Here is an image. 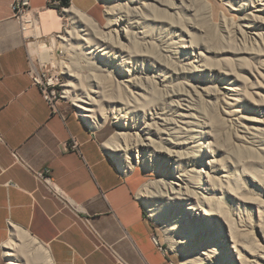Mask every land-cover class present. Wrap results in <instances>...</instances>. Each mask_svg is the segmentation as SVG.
Wrapping results in <instances>:
<instances>
[{
	"label": "rangeland",
	"instance_id": "rangeland-1",
	"mask_svg": "<svg viewBox=\"0 0 264 264\" xmlns=\"http://www.w3.org/2000/svg\"><path fill=\"white\" fill-rule=\"evenodd\" d=\"M95 1V14L79 11L71 3L66 7L61 4L57 7L49 6L42 11L50 16L42 26L44 37L41 40L48 46L49 36L54 37L56 41L55 50L48 61L31 52L30 46L26 47L30 59L40 72L52 77L55 84L50 91H54L53 101L58 110L77 117L93 134L121 175L127 176L134 170L143 175L145 185L138 199L149 215L157 243L166 251L173 264H186L194 247L188 240L179 239L182 232L174 235L167 228L174 210L165 206L159 199L155 200L159 207H153L155 203H152L150 195L155 194L164 181L166 173L160 172L159 168H163L165 165L162 164L169 158H165V152L158 149L160 146L165 147L163 143L159 145L156 135L158 128L149 125L152 114L159 116V119L168 118L171 107L177 110L181 107L185 115L186 111H190L195 116L201 132L195 143H201L198 150L202 151V158L206 160L208 157L215 162L213 172L217 169L222 175H227L226 179L216 180L215 186H209L207 183V187L211 189L207 195L208 201L222 206L225 217L228 216L243 235L257 240V249L245 254L242 261L243 264H253L252 260L262 255L260 249L264 248V53L251 51L249 44L243 48L242 43L225 36L221 23L223 16L233 23L237 20V14L224 0H183L185 8L175 13L165 7L171 0H145L154 7L158 5L156 3H162L158 8L162 14H147L148 19L138 29L129 27L125 33L116 31L108 34V38L106 33L110 31L109 12L116 17L123 8L129 6L130 0ZM134 1L138 5L141 0ZM205 3L209 5L210 15ZM67 11L81 13L82 18L88 19L91 33L104 34L105 40L112 45L111 59L97 61L95 66L92 65L93 61L86 60L81 55L83 51L77 47L73 46L69 51L64 49L63 42L58 38L62 34L53 32L57 31L58 27H61L63 32L78 30ZM40 15V12H37L34 18L37 20ZM178 27L183 28L192 38L191 48L180 47L179 40L188 41L189 38L184 34L180 35L177 32ZM28 33L31 35V32ZM240 48L245 49L242 50L245 52L239 53ZM51 58H54L55 67H51L49 63ZM108 60L109 67L102 65ZM196 61L201 64L197 72L192 70V67L197 65ZM64 64L76 65L77 72L81 74L87 86H94V81L100 79L109 97H113L119 87L125 100L135 102V109L132 108L134 111H131V115H127L125 120L109 119L102 128L89 126L76 112L73 101L64 98L63 86L69 78L64 73ZM229 95H233L234 102L228 99ZM120 122L127 123V126L145 125L150 130L152 144L147 149L136 148L130 161H120L105 149V144L117 132L122 131ZM137 153L140 159H136ZM180 166L188 165L182 162ZM202 167L204 171H208L205 164ZM170 198L175 202L174 209L188 207L186 201L172 196ZM257 202L260 209L257 208ZM148 207L156 210V216L150 215ZM223 230L225 231L224 227ZM23 233L27 237L25 243L28 246L25 254L36 256L33 248L37 249L38 244L33 245V239ZM9 239L10 236L7 243ZM6 242L0 249V264H7L9 259L4 255V252L8 251ZM197 242L200 243V240L197 239ZM203 247L207 248L205 245ZM225 252V257H220L219 261L222 264H231L228 262L231 253Z\"/></svg>",
	"mask_w": 264,
	"mask_h": 264
},
{
	"label": "crops",
	"instance_id": "crops-1",
	"mask_svg": "<svg viewBox=\"0 0 264 264\" xmlns=\"http://www.w3.org/2000/svg\"><path fill=\"white\" fill-rule=\"evenodd\" d=\"M51 1L30 4L41 14ZM12 3L0 0V249L19 229L46 251L49 264H173L152 241L151 220L138 199L143 175H121L77 117L52 111L33 85ZM70 3L95 14V0ZM72 138L81 155L67 149ZM13 151L34 169L48 167L76 211L51 198L14 162Z\"/></svg>",
	"mask_w": 264,
	"mask_h": 264
},
{
	"label": "bare ground",
	"instance_id": "bare-ground-1",
	"mask_svg": "<svg viewBox=\"0 0 264 264\" xmlns=\"http://www.w3.org/2000/svg\"><path fill=\"white\" fill-rule=\"evenodd\" d=\"M224 2L237 14V20L236 22L233 21V23L223 16L221 23L225 36L239 41L242 43L243 48L249 44L251 51L264 53V0H224ZM139 3L137 5L134 0H130L129 6L123 8L116 17H113L111 12H109L108 24L110 31L106 33V38H108V34L111 35L116 31L125 33L129 27L138 29L148 19L147 14L151 16L153 14H162L161 10L158 9L162 6V3H156L158 4L157 6L155 5L156 7L149 5L145 0H141ZM183 3V0H171L165 7L170 12L175 13L185 8ZM205 6L210 15L209 5L205 3ZM68 12L78 30L63 32L61 27H58L57 31L53 32L62 34L58 38L63 42L64 49L69 51L73 49V46L77 47L83 51L81 55L86 60L93 61L92 65H95L97 61L111 59L112 45H109L105 40L104 34L91 33L92 29L90 28L91 24L88 23L89 20L82 18L80 12V14ZM49 16L50 14L46 12L41 13L36 20L33 15L29 14L24 17L22 25L25 41L32 42L27 44L31 47V52L37 54L44 61H48L56 46L55 38L52 36H49L48 39L49 46L44 40H41L44 37L42 26L47 23ZM28 32H31V35ZM177 32L189 38L188 41H185V39L179 40L180 47L191 48L192 38L189 34L180 27H178ZM187 43L189 44L188 46L186 45ZM242 50L245 49L240 48L239 53L245 52ZM64 53L68 56L66 52ZM49 63L51 67H55L54 58H51ZM196 63L197 65L192 67L195 72L199 71L198 67L201 65L199 61H196ZM87 64L90 65L88 62ZM103 64L109 67L107 66L110 65L109 60ZM64 65V73L69 77L67 84L63 86L65 88L63 92L64 98H69L73 101L76 112L89 126L100 128L107 124L109 119H116V121L125 120L127 115H131V111H134L132 108L135 109V102L125 100L119 87L116 88L113 97H109L106 93V87L100 79L94 81V86H87L83 77L80 76L81 74L79 75L77 72L78 67L76 65ZM51 84H54V82L51 81ZM228 99L231 102L235 101L233 95H229ZM134 100L136 101V99ZM186 112L187 115L184 114L181 107L178 110L171 107L168 118L159 119V116L151 115L153 118L149 126L158 128V134L156 135L160 142L159 145L161 143L165 145V147L162 148L160 146L158 149L165 152V158H169L162 164L167 169H163L164 167L159 168L160 172L166 174L160 188L155 192L156 195L154 193L150 195L152 203L159 199L165 206L174 210L173 217L169 220L167 228L174 235L182 232L179 235V239L181 241L188 240L194 247L191 250V255L186 260V264H220L221 261L219 260L225 257V251L231 253L228 262L231 264H243L242 261L245 254L257 249L258 242L247 235H243L238 226L228 216L227 218L225 217L222 206L214 205L208 201L207 195L210 194L211 189L207 187V183L210 184L209 186H215L216 180L226 179L227 175H222L217 169L213 172L215 162L208 157L206 160L202 158V151L198 150L201 143H195V139L201 133L199 125L197 120L195 121V116L190 111ZM186 116L189 118H186ZM128 119L130 118L128 117ZM120 125L122 131L117 132L105 144V149L120 161H130L134 157L133 151L136 148L147 149L152 144L150 141V130L145 125L137 127L131 124V126H127V123L123 124L121 122ZM131 137L134 139L132 140ZM202 145L206 147L203 143ZM135 157L140 159L138 153ZM182 162H185L188 166H180ZM203 164L208 167V171L203 170ZM195 166L198 167L195 168ZM212 173H215V175H212ZM170 196L186 201L188 207L174 209L175 202ZM153 207H159L157 201ZM257 208H261L258 202ZM148 211L151 216H156L155 209L148 207ZM189 214L190 218H188ZM184 228L186 231H183ZM197 239L198 241L200 240V243L197 242ZM26 240L27 237L23 231L19 229L11 231L10 239L8 243L6 242L8 251L4 252L5 257L9 258L7 259V264H49L46 251L39 244L37 249H35L36 247L33 248V251L37 254L36 256L31 257L33 254H25L28 249L26 248L28 247L25 243ZM31 242L33 245L37 244L34 240ZM204 245L207 247L206 249L203 247ZM260 251L263 252L262 255L255 257L252 260L253 264H264V248L260 249ZM233 253L235 254L233 255Z\"/></svg>",
	"mask_w": 264,
	"mask_h": 264
},
{
	"label": "built area",
	"instance_id": "built-area-1",
	"mask_svg": "<svg viewBox=\"0 0 264 264\" xmlns=\"http://www.w3.org/2000/svg\"><path fill=\"white\" fill-rule=\"evenodd\" d=\"M59 1H51L49 6H59ZM13 19L19 26L20 34L23 25L24 17L27 15L35 16L37 12L31 8L30 0H13L11 5ZM26 45V43H25ZM27 47V45H26ZM28 75L34 86H37L45 101L48 103L52 111H57V105L54 103V91H50L53 84L52 77H47V75L42 74L40 69L32 62L30 57H28ZM55 84V83H54ZM79 143L76 139L72 138L67 144V149L81 155L79 150ZM13 160L17 165L23 167L27 172H29L37 180V182L45 189L46 193L53 199H55L64 209H68L72 212L76 211L75 203L65 194L55 183L51 177L50 170L48 167L43 169H34L18 152H12ZM153 243L159 247L160 251L166 255V251L157 243V240L152 235Z\"/></svg>",
	"mask_w": 264,
	"mask_h": 264
},
{
	"label": "water",
	"instance_id": "water-1",
	"mask_svg": "<svg viewBox=\"0 0 264 264\" xmlns=\"http://www.w3.org/2000/svg\"><path fill=\"white\" fill-rule=\"evenodd\" d=\"M62 7L70 5L71 0H58Z\"/></svg>",
	"mask_w": 264,
	"mask_h": 264
},
{
	"label": "trees",
	"instance_id": "trees-1",
	"mask_svg": "<svg viewBox=\"0 0 264 264\" xmlns=\"http://www.w3.org/2000/svg\"><path fill=\"white\" fill-rule=\"evenodd\" d=\"M55 1H58V0H55Z\"/></svg>",
	"mask_w": 264,
	"mask_h": 264
}]
</instances>
